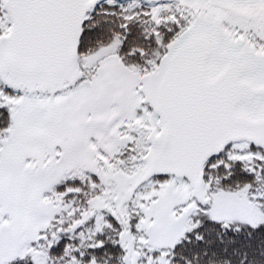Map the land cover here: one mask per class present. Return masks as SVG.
<instances>
[{
	"label": "snow or ice",
	"instance_id": "1",
	"mask_svg": "<svg viewBox=\"0 0 264 264\" xmlns=\"http://www.w3.org/2000/svg\"><path fill=\"white\" fill-rule=\"evenodd\" d=\"M0 264H264V0H0Z\"/></svg>",
	"mask_w": 264,
	"mask_h": 264
}]
</instances>
